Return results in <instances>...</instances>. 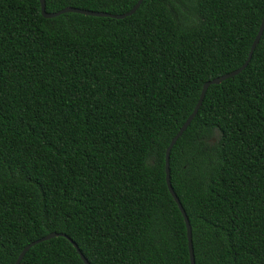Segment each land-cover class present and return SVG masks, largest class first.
Instances as JSON below:
<instances>
[{
    "label": "trees",
    "instance_id": "16d2710c",
    "mask_svg": "<svg viewBox=\"0 0 264 264\" xmlns=\"http://www.w3.org/2000/svg\"><path fill=\"white\" fill-rule=\"evenodd\" d=\"M263 15L264 0H143L123 19L44 18L39 0H0V264L50 233L19 264H84L68 239L89 264H190L165 151ZM169 177L195 264H264V30L208 87Z\"/></svg>",
    "mask_w": 264,
    "mask_h": 264
},
{
    "label": "water",
    "instance_id": "95a60500",
    "mask_svg": "<svg viewBox=\"0 0 264 264\" xmlns=\"http://www.w3.org/2000/svg\"><path fill=\"white\" fill-rule=\"evenodd\" d=\"M143 0H137V2L134 4V6L126 13L124 14H109V13H105V12H95V11H88V10H82V9H78V8H72V7H67V8H64V9H61L57 12H52V13H47L45 11V1L44 0H39V3H40V8H41V14L44 18H53V17H57L61 14H64V13H77V14H82V15H86V16H93V17H108V18H113V19H123L125 17H128V16H131L132 14L135 13V11L139 8L140 4L142 3ZM263 30H264V15L262 17V20H261V23H260V26L258 28V31H257V34L250 46V50L248 52V56L245 60V62L239 67L237 68L236 70H233L229 73H226L222 76H219V77H216L210 81H207L205 82L203 85H202V89H201V92H200V95H199V98L197 100V103L194 107V109L192 110L191 114L187 117V119L185 120V122L180 126L178 132L175 134V136L171 139L168 147L166 148V151H165V181H166V185H167V188H168V191L169 193L171 194L172 198L174 199L175 203L177 204L182 216H183V219H184V222H185V227H186V235H187V241H188V251H189V259H190V264H195V261H194V254H193V247H192V234H191V226L189 224V221H188V218L186 216V213L183 209V207L181 206V203L179 202L177 196L175 195L173 189H172V186H171V183H170V177H169V154H170V151L172 149V147L174 146V144L176 143V141L179 139V137L183 134V132L187 129V127L189 126V124L191 123V121L193 120V118L196 116L201 104H202V101L204 99V96H205V93L208 89V87L210 85H218L220 84L222 81L228 79V78H231L237 74H239L241 71H243L247 64L249 63L251 57H252V54L255 50V47L257 46L259 40H260V37L263 33ZM212 141H214L212 139ZM62 235V234H61ZM55 236H58V234L56 233H50L46 236H44L43 238L41 239H38L36 241H33L31 242L30 244H28L27 246H25L22 251L20 252V254L18 255V257L16 258L14 264H19L22 260V258L24 257L25 253L32 247L34 246L35 244L37 243H40L42 241H46L48 239H51ZM64 236V235H62ZM70 241V243L73 245V247L75 248L76 252L78 253L79 257L81 258L82 262L84 264H89L88 261L85 259V257L81 254L80 250L78 249L77 245L71 240V239H68Z\"/></svg>",
    "mask_w": 264,
    "mask_h": 264
}]
</instances>
